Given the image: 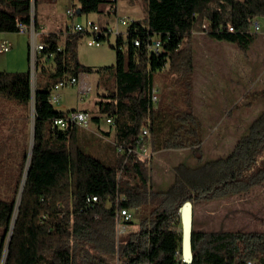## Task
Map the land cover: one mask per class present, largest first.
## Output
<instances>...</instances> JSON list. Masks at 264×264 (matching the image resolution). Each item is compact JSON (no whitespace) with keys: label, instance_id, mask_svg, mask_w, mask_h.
I'll list each match as a JSON object with an SVG mask.
<instances>
[{"label":"trees","instance_id":"1","mask_svg":"<svg viewBox=\"0 0 264 264\" xmlns=\"http://www.w3.org/2000/svg\"><path fill=\"white\" fill-rule=\"evenodd\" d=\"M39 1L0 0V33H17L20 26L31 24L38 31ZM76 1L75 15L116 16L117 0ZM144 1V22H130L125 35L115 38L112 66L81 65L76 48L82 35L68 33L62 46L55 34L42 37L44 47L35 58L33 90L29 71H0V99L30 114L33 101L31 155L4 264H185L178 232L179 209L185 202L193 206L264 187V109L226 157L175 166L165 191L153 190L147 168L150 161L136 152L143 130L147 134L140 143L152 152L191 150L202 142L201 123L189 112L156 108L158 103L154 106L150 101L151 89L159 77L166 86L171 80L189 79L192 34L203 23L208 25L205 35L210 39L247 49L253 42L251 21L264 18V0ZM103 5L109 9L102 11ZM229 27L233 32H228ZM154 39L160 42L158 52L147 48ZM92 73L104 78L96 86V112L90 115V128L54 126L53 121L69 111L51 104L53 85ZM261 99L264 102V92ZM107 118L112 124L104 132L101 127ZM87 133L112 139L110 166L88 151L93 140ZM1 150L5 156L0 161V190H4L0 192V261L29 145L20 155L16 149ZM118 208L144 213L139 229L117 236ZM192 254L190 264H264V231L193 229Z\"/></svg>","mask_w":264,"mask_h":264},{"label":"rangeland","instance_id":"2","mask_svg":"<svg viewBox=\"0 0 264 264\" xmlns=\"http://www.w3.org/2000/svg\"><path fill=\"white\" fill-rule=\"evenodd\" d=\"M76 9V0H57L56 3L42 0L37 7V19L47 21V27L53 18L61 31L67 30V33L76 23L83 24L89 20L102 26L114 20L113 16L106 18L99 13L74 15L72 20L65 17L67 10ZM108 9L107 5L101 6L102 11ZM116 16L143 23L145 1L117 0ZM256 20L260 30L253 35V42L245 50L232 43L210 39L204 34H192L193 68L189 79L171 80L167 82L168 86L160 77L156 80L155 86L160 92L156 108L161 111L180 109L189 112L201 123L203 131L202 142L191 150L152 152L147 168L154 191L162 192L168 188L174 167L181 163L195 166L206 160L226 157L235 141L244 135L248 125L264 109L261 99V93L264 92V18ZM126 28L127 24H119L118 33L124 36ZM5 34L9 36L12 50L0 54V71H29L34 89L35 63L32 66L30 35ZM115 38L116 36H110L107 40H100L99 47H88L86 43L91 38L82 36L76 48L78 62L93 68L114 65L115 51L111 47L115 44ZM41 39L39 35L38 42ZM63 41L64 38L59 39V46L63 45ZM103 78L104 75L97 73L81 74L79 79L91 87V93L86 98L79 99L77 86L65 87L60 90L59 104L64 105L65 109L87 108L85 111L90 115L95 113L98 92L96 86ZM61 106L56 105L55 109L60 110ZM22 111L23 108L0 99V149H16L18 155L21 149H26V146L28 148L30 142V110L29 113ZM108 128L107 125L101 127L104 132ZM87 135L93 140L88 151L91 150L94 157L110 166L114 157L112 139H103L96 133ZM81 149L84 150V146L81 145ZM3 156L5 154L0 153V161ZM2 191L4 192L0 190ZM143 216L142 212H132L131 222L134 224H128L124 234L139 229L138 223ZM193 229L202 232L264 231V187L255 188L246 195H230L211 201L195 202ZM178 232H181V225L178 226Z\"/></svg>","mask_w":264,"mask_h":264},{"label":"built area","instance_id":"3","mask_svg":"<svg viewBox=\"0 0 264 264\" xmlns=\"http://www.w3.org/2000/svg\"><path fill=\"white\" fill-rule=\"evenodd\" d=\"M75 12L73 10H67L66 16L69 19H73ZM132 21H129V18H119L117 16L114 17V20L110 23H106L104 25H99L98 23H94L92 21H85L83 24L76 23L74 24L70 30L69 33L71 34H80L82 36L87 35L91 38L86 45L88 47H99L100 46V40H106L108 36L114 35L118 36L120 35L118 33V26L119 24H129ZM208 30V25L206 23H203L201 25L200 30H198L195 34H206ZM260 25L256 19H253L250 24V31L251 33L255 34L259 32ZM228 32H233V28L229 27ZM18 33L20 34H29L30 40H31V57H32V66L33 62L35 63V58L37 54L41 50H43L44 44L40 41L38 42L37 37L41 35V38L44 36V34H40L39 31H35L33 25L31 24L29 27H23L20 26L18 29ZM103 38V39H102ZM135 46H138V41L133 42ZM147 48L151 49L154 52H158L160 50V42L159 40H152L148 45ZM11 49V45L6 40L0 41V54H4L9 52ZM78 87V96L80 99L86 98L92 91L91 87L79 79V77H68L66 79H63L56 84L53 85L51 89L50 94V102L52 105L56 106L59 105L61 96H60V90L65 87ZM160 99V92L159 89L156 86H153L151 89L150 94V101L155 106ZM62 110L63 108L60 107ZM79 122H86V130H88L91 126V118L90 114L85 111H69L67 112L63 117L57 118L53 121L54 126H58L59 128H63L66 124H74L77 126ZM112 124V121L110 118L105 119V125L110 126ZM147 134L146 130L142 131L141 137L139 141L137 142L138 148L136 150L137 154L142 158H149L152 155V151L146 147L143 146L140 141L143 136ZM119 152H122L121 149H117ZM131 152V150L128 151V154ZM92 202L96 201V198H91ZM116 233L117 236L124 234L127 229V225L129 222L132 221V214L129 210L124 208H118L116 213ZM246 264H253L252 262L248 261Z\"/></svg>","mask_w":264,"mask_h":264},{"label":"water","instance_id":"4","mask_svg":"<svg viewBox=\"0 0 264 264\" xmlns=\"http://www.w3.org/2000/svg\"><path fill=\"white\" fill-rule=\"evenodd\" d=\"M31 16L33 17V10L31 11ZM30 78H31V76H30ZM31 89L33 90L32 80H31ZM30 108H31V137H30V144H29V150H28V158H27V163H26V167H25V172H24L22 184H21L18 196H17V203H16L14 216L12 219V223L10 226L8 236H7L6 241H5V245H4V249H3V255H2V258L0 261V264H4V261H5V256H6L7 248H8L9 242H10V238H11V231H12V227L14 224L16 210H17V206H18V203L20 200V195L22 192V186L24 183V178L26 175L28 162L30 160V155H31L32 141H33V131H32V129H33V101H31ZM179 221H180V225H181V256H182V261L185 264H190L193 260V254H192L193 206L191 203L185 202L180 207V209H179Z\"/></svg>","mask_w":264,"mask_h":264},{"label":"crops","instance_id":"5","mask_svg":"<svg viewBox=\"0 0 264 264\" xmlns=\"http://www.w3.org/2000/svg\"><path fill=\"white\" fill-rule=\"evenodd\" d=\"M42 1V0H41ZM41 1H39L38 2V5H37V7L38 6H40V3H41ZM51 2L52 3H56L57 2V0H51ZM39 13V12H38ZM41 14H43L44 12H40ZM77 15V14H76ZM65 17L67 18V19H69L67 16H66V13H65ZM36 19H37V9H36ZM71 20V19H70ZM53 21V22H52ZM37 22H38V24H39V28L41 29V30H38L39 31V33L41 34H44V35H47V34H55V35H57L58 37H59V39L60 38H65V36L68 34L67 33V30L65 31V32H62L61 31V29H60V27L58 26V23L57 22H55V20H53V18L51 19V22H50V25L49 26H45V23L47 22V21H45V20H43V19H40V21L37 19ZM111 22V21H110ZM109 23V22H108ZM18 33V32H17ZM20 34V33H19ZM111 36H114V35H111ZM8 35L7 34H5V33H0V41L1 40H6V41H8L9 39H8ZM110 36H108V38H109ZM9 42V41H8ZM10 43V42H9ZM11 45V44H10ZM12 50V45H11V49H10V51ZM9 51V52H10ZM9 52H7V53H9ZM4 54H6V53H4ZM80 76V75H79ZM78 76V77H79ZM79 97V96H78ZM79 99H80V97H79ZM82 99H84V98H82ZM61 106V105H60ZM62 108H63V110L64 111H85V109H87V108H81V109H65V107H64V105H62L61 106ZM85 112H87V111H85ZM101 137V136H100ZM101 138H103V137H101ZM103 139H106V138H103Z\"/></svg>","mask_w":264,"mask_h":264},{"label":"bare ground","instance_id":"6","mask_svg":"<svg viewBox=\"0 0 264 264\" xmlns=\"http://www.w3.org/2000/svg\"><path fill=\"white\" fill-rule=\"evenodd\" d=\"M77 127L81 129H86V122H79V124H77Z\"/></svg>","mask_w":264,"mask_h":264}]
</instances>
